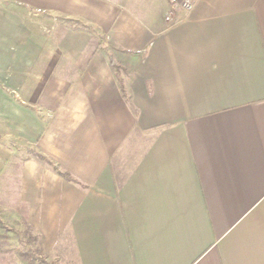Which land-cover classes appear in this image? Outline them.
I'll use <instances>...</instances> for the list:
<instances>
[{
    "label": "crops",
    "instance_id": "0c3cea01",
    "mask_svg": "<svg viewBox=\"0 0 264 264\" xmlns=\"http://www.w3.org/2000/svg\"><path fill=\"white\" fill-rule=\"evenodd\" d=\"M183 1L0 0V158L24 144L16 207L49 260L264 264V0Z\"/></svg>",
    "mask_w": 264,
    "mask_h": 264
},
{
    "label": "trees",
    "instance_id": "16d2710c",
    "mask_svg": "<svg viewBox=\"0 0 264 264\" xmlns=\"http://www.w3.org/2000/svg\"><path fill=\"white\" fill-rule=\"evenodd\" d=\"M61 23L72 29H85L103 39L101 31L93 24L69 17H59ZM114 75L122 89L124 95L127 94V80L133 68L131 52L120 50L113 45L102 47ZM28 154L40 162L49 165L53 170L64 176L68 180L75 181L68 172L62 171L47 156L36 149H27ZM18 218L13 219L11 225L0 224V252L19 258L25 264H59L55 260H49L45 252L43 238L36 232L27 221V210L25 207H15ZM22 226L19 228L18 226Z\"/></svg>",
    "mask_w": 264,
    "mask_h": 264
},
{
    "label": "rangeland",
    "instance_id": "374dc122",
    "mask_svg": "<svg viewBox=\"0 0 264 264\" xmlns=\"http://www.w3.org/2000/svg\"><path fill=\"white\" fill-rule=\"evenodd\" d=\"M52 17L59 19L58 15L55 14H52ZM6 144L12 152L7 159L0 158V224L11 225L13 219L18 218L15 211L18 184L14 164L26 155V150L24 144L13 137L7 138ZM18 227L21 228L22 226L19 225Z\"/></svg>",
    "mask_w": 264,
    "mask_h": 264
},
{
    "label": "built area",
    "instance_id": "2783aa9c",
    "mask_svg": "<svg viewBox=\"0 0 264 264\" xmlns=\"http://www.w3.org/2000/svg\"><path fill=\"white\" fill-rule=\"evenodd\" d=\"M195 0H184L182 5L185 9L187 10H191L192 7L194 6ZM172 19V15H169L167 17V20H171Z\"/></svg>",
    "mask_w": 264,
    "mask_h": 264
}]
</instances>
